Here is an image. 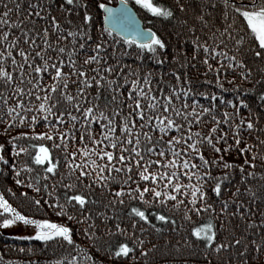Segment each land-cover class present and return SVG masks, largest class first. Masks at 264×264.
I'll list each match as a JSON object with an SVG mask.
<instances>
[{"label": "snow or ice", "instance_id": "snow-or-ice-1", "mask_svg": "<svg viewBox=\"0 0 264 264\" xmlns=\"http://www.w3.org/2000/svg\"><path fill=\"white\" fill-rule=\"evenodd\" d=\"M134 3L177 25V42L140 27L129 0L115 8L105 0H0V123L31 130L9 137L11 163L0 144L2 171L36 194L19 192L30 206L64 218H33L0 194V228L31 226L34 235L18 239L59 245L64 254L51 264H105L137 251L157 253L156 264H195L198 254L204 264H249L250 252L264 254V209L256 208L264 184H251L264 180L256 171L264 139L244 136L264 131V0ZM146 54L163 69L158 79L124 62ZM189 68H201V78L192 80ZM230 151L243 162L225 160ZM181 206L178 226L170 213ZM191 213L203 222L182 231ZM116 235L125 239L113 245Z\"/></svg>", "mask_w": 264, "mask_h": 264}, {"label": "trees", "instance_id": "trees-1", "mask_svg": "<svg viewBox=\"0 0 264 264\" xmlns=\"http://www.w3.org/2000/svg\"><path fill=\"white\" fill-rule=\"evenodd\" d=\"M108 4H117L119 3V0H105ZM154 2L162 3L166 6H172L174 7V4L172 3V0H154ZM129 5L134 7L138 17L142 20L143 27L145 29L151 28L152 31L156 32L157 35L163 36L165 40H170L172 44H175L177 42V36L176 33L179 30L177 25L172 23L171 21H162L161 19H158L156 17L151 16L149 13H147L145 10L140 9L138 6L135 5L134 0H129ZM12 5L9 4V7ZM0 11H3L2 8H0ZM182 15V14H179ZM96 22L100 23L102 25V13L98 14L96 16ZM95 35V31L93 33ZM119 39V38H118ZM130 51L135 50V46H132ZM124 62L127 64H131L133 68H136L137 64L140 65L141 71H147L149 69H152L156 73V79L159 78V73L163 69H161L159 66L155 65L151 59L148 58L147 54L145 55L142 62L135 61L133 58L125 57ZM252 67L254 68V75L256 79H260V69L261 64L259 62H254L252 64ZM202 71L201 68L197 69H188V75L189 77L196 81L200 79V72ZM228 86L227 84L225 85ZM247 86V85H245ZM153 87H156L155 79L153 81ZM261 88H264V86H260ZM215 90V89H210ZM225 95H230L229 93H225ZM249 105L257 112H260V109L258 105L256 104L254 96L247 97ZM203 100V98H201ZM206 103V101H204ZM11 104L12 101H9ZM243 114V113H242ZM259 127L264 129V114H261L260 118V124ZM201 129L206 132L207 126L202 125ZM21 131H31L25 126H17V127H11L7 126L4 123H0V144L4 145V155L6 158L9 159L11 163V157L9 155V144L8 139L9 137L16 136ZM37 132L45 131L43 126L37 127L35 129ZM244 136L247 137V139L252 143H258V141L255 140V136H259L261 139H264V131L254 133V134H248L244 133ZM45 143L46 146L50 147L51 142H45V141H38ZM229 143H232V141L229 139ZM77 146H79L77 144ZM220 147H223V144L219 145ZM240 147H243V143H241ZM69 151L74 150L72 145H69ZM257 149H253V151H256ZM261 152H264V146H261L259 149ZM59 150H52V154L55 156ZM61 159H62V153ZM204 155L207 158H212L216 154L212 152L211 149H206L204 152ZM26 157L21 156L17 159V165L19 166L22 161L26 160ZM224 159L227 161L234 162L236 164H240L243 162V158L238 156L235 151H230L228 154L224 155ZM257 172H264V166L261 165V162L259 160L256 161ZM4 165L0 164V194H3L6 199L9 200V202L14 206L17 207L19 211L24 213L25 215H30L33 218L37 219H49L51 221L55 222H64L63 217H58L55 214V211L51 208H44L40 211H37L35 207L30 206L28 199L22 198L19 196L20 191H27L28 192V198L30 199L32 196L36 195L33 193L30 189L22 188L20 186H17L14 183V179L11 176V172L9 171L7 174L3 173ZM218 170L214 169L213 174H216ZM28 176V173L22 172L20 179H26ZM239 179V173H236V180ZM235 182V181H234ZM251 184L254 188V190H259L260 185L264 184V180H260L259 178L254 179L251 181ZM8 189H11L13 193H16L15 196H13L11 193L8 192ZM257 209H264V204H261L260 202L256 205ZM171 215H175L177 218V225L179 226L181 223V217L183 215V206H181V211L178 213H170ZM191 219L188 221L183 222V229L182 231L190 232V230L194 227H198L202 222L203 219L201 216H197L195 213H191ZM255 219H259V211H257V216ZM235 223V221L233 222ZM70 226L75 228V225H72L71 222H69ZM244 228V225H240L239 231H242ZM1 229V228H0ZM255 238L257 241H259V236L252 237L249 235V239ZM74 239L77 240V242L81 243L82 246L87 247V244L85 242V238L83 236H74ZM124 237L120 235H116L111 238V243L115 245L118 242H123ZM154 242L157 239H161L159 237H153ZM131 241L129 240V244ZM23 248L24 251L21 252L20 249ZM28 249H32V252H29ZM64 254V250L56 244H53L45 250V246L40 244V242L35 240H27V239H18V237H12V236H4L0 232V264H8V262H11V264H29L30 261H39V264H51V261L54 259H59L61 255ZM75 255V253H73ZM133 253H129L128 258H119V259H111V260H105V264H156L157 260L159 259V256L157 253H150L148 257L141 258L139 257V252H135V259H132ZM227 257V254H225V258ZM250 260L249 264H264V254L256 253L254 251L250 252ZM100 259H104L103 256L99 257ZM195 264H204V258L203 256H200L199 254L195 258ZM213 264H217V262L214 260Z\"/></svg>", "mask_w": 264, "mask_h": 264}, {"label": "rangeland", "instance_id": "rangeland-1", "mask_svg": "<svg viewBox=\"0 0 264 264\" xmlns=\"http://www.w3.org/2000/svg\"><path fill=\"white\" fill-rule=\"evenodd\" d=\"M2 233L9 234L12 237H24L34 235V229L31 226H24L22 224L14 225L7 229H0Z\"/></svg>", "mask_w": 264, "mask_h": 264}, {"label": "bare ground", "instance_id": "bare-ground-1", "mask_svg": "<svg viewBox=\"0 0 264 264\" xmlns=\"http://www.w3.org/2000/svg\"><path fill=\"white\" fill-rule=\"evenodd\" d=\"M118 4V3H117ZM117 4H109V6H111V7H114L115 5H117ZM128 6L130 7V8H132L133 9V11H134V14H135V16H137V18H138V20L140 21V24L142 25V27H143V23H142V20L138 17V15H137V13H136V11H135V9H134V7H132L131 5H129L128 4ZM144 28V27H143ZM145 29V28H144ZM119 38V37H118ZM1 232V231H0ZM2 233V232H1ZM4 236H10L9 234H6V233H2Z\"/></svg>", "mask_w": 264, "mask_h": 264}, {"label": "water", "instance_id": "water-1", "mask_svg": "<svg viewBox=\"0 0 264 264\" xmlns=\"http://www.w3.org/2000/svg\"><path fill=\"white\" fill-rule=\"evenodd\" d=\"M118 5H119V3H118L117 5H115L114 8L117 7ZM110 7H111V6H110ZM128 7H129V6H128ZM129 9L131 10L132 15L135 17L136 22L139 24L140 27H142V25L140 24V21L138 20L137 16H135L133 9L130 8V7H129ZM142 28H143V27H142Z\"/></svg>", "mask_w": 264, "mask_h": 264}]
</instances>
